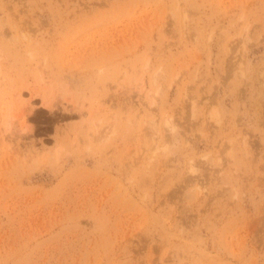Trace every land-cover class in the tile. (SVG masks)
<instances>
[{
	"label": "rangeland",
	"instance_id": "obj_1",
	"mask_svg": "<svg viewBox=\"0 0 264 264\" xmlns=\"http://www.w3.org/2000/svg\"><path fill=\"white\" fill-rule=\"evenodd\" d=\"M0 264H264V0H0Z\"/></svg>",
	"mask_w": 264,
	"mask_h": 264
},
{
	"label": "bare ground",
	"instance_id": "obj_2",
	"mask_svg": "<svg viewBox=\"0 0 264 264\" xmlns=\"http://www.w3.org/2000/svg\"><path fill=\"white\" fill-rule=\"evenodd\" d=\"M154 105H155V103H153ZM153 104H151V105H153ZM150 108H151V106H150ZM215 114H213V116H214ZM215 116H217V114L215 115Z\"/></svg>",
	"mask_w": 264,
	"mask_h": 264
}]
</instances>
